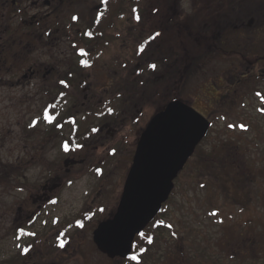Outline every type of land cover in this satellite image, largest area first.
Returning a JSON list of instances; mask_svg holds the SVG:
<instances>
[{"label": "rangeland", "instance_id": "obj_1", "mask_svg": "<svg viewBox=\"0 0 264 264\" xmlns=\"http://www.w3.org/2000/svg\"><path fill=\"white\" fill-rule=\"evenodd\" d=\"M99 1L86 0L78 14L89 15ZM130 1L132 38L127 39V47H119V36L129 34L119 25L113 57L123 58L149 32L162 31V20V47L172 54L173 45L180 60L173 65L172 57L165 58L166 68L158 64L148 76L168 74L179 85L180 97L200 114L209 113L212 122L180 174L165 212L156 216L151 231L156 241L145 264H264V115L256 112L262 98L255 96L252 73L257 44L254 24H248L256 9L264 15V0H237L233 7L223 8L218 6L225 0ZM31 4L28 0L26 5ZM173 21L179 23L174 30ZM104 61L101 58L100 63ZM141 62L132 56V67ZM8 78L12 77L4 75L0 81V264H114L96 249L92 232L116 210L124 166H115L116 156L110 159L99 153L95 161L110 164L106 176L103 172L98 179L74 171L68 175L72 181L51 194V201L32 203L54 170L63 172L67 155L61 141L69 132L43 117L51 114L45 111L52 97L51 83L24 82L17 87L6 83ZM238 79L244 84L228 85ZM231 89L234 95L226 98L225 91ZM258 90L264 95V88ZM85 154L82 151L76 158ZM226 159L233 164L230 168L221 165ZM21 205L26 212L18 219ZM31 212L35 216L28 221ZM26 244L32 248H24Z\"/></svg>", "mask_w": 264, "mask_h": 264}, {"label": "flooded vegetation", "instance_id": "obj_2", "mask_svg": "<svg viewBox=\"0 0 264 264\" xmlns=\"http://www.w3.org/2000/svg\"><path fill=\"white\" fill-rule=\"evenodd\" d=\"M85 1L32 0V4L28 6L26 5L28 0H0V81L6 75L12 78L5 82L17 87L24 82H34L35 85L51 83L52 97L45 111L59 114L60 117L52 121L58 129L69 132L68 138L61 141L62 147L68 143V150H63L67 155L62 163L63 172L60 169L54 170V175L44 181L40 188L41 194H37L32 203L37 200L39 203L51 201V194L72 181L69 176L74 171V175L80 172L90 173L98 179L103 172L106 176L110 164L95 161L97 154L104 152L107 158L113 159L116 156L115 166H124L125 174L121 179L123 189L137 144L150 119L175 101L196 110L180 97L179 85L168 77V74H165L167 77L148 76V72L156 68L150 65L160 64L166 68L165 62L169 57H172L173 65H178L180 60L178 52L174 54L173 45L172 54L169 49L165 52L162 47L164 43L162 20L161 28L159 27L162 31L149 32L133 51H127L123 58L121 56L114 58L116 29L119 25H123V32L126 28L129 34L125 37L119 36L118 46L127 47V39L132 38L131 1L123 2L124 7L121 11L124 13L118 18L115 16V6L121 4L122 0H100L87 16L78 14ZM22 2L25 5H22ZM257 5L255 2L254 6ZM258 10H255L254 17L248 24L251 22L254 24L253 43L257 44L252 73L255 96L262 98V104L260 103L256 112L264 115V95L258 90L264 88L261 86V83L264 84V15L258 14ZM56 13H59V16ZM125 14H129L130 17L125 19ZM5 20L13 24L8 25ZM54 20L58 22L54 23ZM133 20L135 21V18ZM178 24L173 21L172 29L174 30ZM156 32L160 35L151 39ZM219 44H222L221 41ZM163 54L166 57L163 58ZM157 55L160 60H153ZM132 56L142 62L132 67ZM101 58L106 59L102 64ZM97 73L104 75L105 78H99ZM243 84L244 81L238 79L228 85L235 87ZM169 88L171 92H168ZM225 93L226 98L232 97L235 89L226 90ZM203 116L208 119L211 127L209 113ZM82 151H86V154L77 159ZM74 152L78 154H73ZM120 152H123L122 158H119ZM193 155L194 153L174 179L168 200L180 174L192 160ZM120 159L125 160L123 164L119 163ZM0 177L1 179L3 177L2 167ZM23 206L17 208L18 219L26 212V207ZM36 209L39 211L41 205ZM34 216L35 213L31 212L26 218L31 221Z\"/></svg>", "mask_w": 264, "mask_h": 264}, {"label": "water", "instance_id": "obj_3", "mask_svg": "<svg viewBox=\"0 0 264 264\" xmlns=\"http://www.w3.org/2000/svg\"><path fill=\"white\" fill-rule=\"evenodd\" d=\"M210 122L175 101L154 115L142 132L115 212L92 232L96 249L109 259L130 256L134 239L155 219L173 181L206 136Z\"/></svg>", "mask_w": 264, "mask_h": 264}, {"label": "trees", "instance_id": "obj_4", "mask_svg": "<svg viewBox=\"0 0 264 264\" xmlns=\"http://www.w3.org/2000/svg\"><path fill=\"white\" fill-rule=\"evenodd\" d=\"M124 1L125 0H122V3L121 4L115 6V8H116V12H115L116 18H118L122 14V12L120 11V9H122L124 7V4H123ZM135 1H137V0H135ZM218 1H220V0H218ZM236 2H237V0H225L223 3L221 2L219 4V6L218 5L217 6L219 8H223L224 5L225 6H228V7H233L234 5H236L235 4ZM247 5H249V1H247ZM56 14H58L57 16H59V13H56ZM57 22L58 21L54 20V23H57ZM5 23H9V22L7 20H5ZM12 24H13V22L9 23L8 25H12ZM231 32H233V34H234L235 31L233 29H231ZM236 32L238 33V31H236ZM229 34H231V33H229ZM243 54H245V55H251V54H246V52H244ZM49 115L51 117H53V119H56V118H59L60 117L59 114H49ZM46 116H47L46 114L43 115V117L46 119V121H49L46 118ZM221 165L222 166L229 167V166H232L233 164H232V162L230 160L226 159V160H224V161L221 162ZM164 207L159 211L158 216H159V214H162V212H165V208ZM157 217L144 229L143 232H141V233H144L145 235L141 236L139 234V235H137L135 237L130 256L127 257V258H125V259H123V260H121L119 258H116V259L112 260L114 264H117V263L118 264L119 263L121 264V263H125V262H133L134 264H140V263L145 264V263H147V256H148L147 253L149 251V248L154 243V241H156V238L154 237L155 231L153 233L151 231H153L152 230V227L155 226V225H157ZM156 232H157L156 233L157 235H159V236L161 235L160 232L158 231V229L156 230ZM149 237L152 238L151 239V242H149V239H148ZM30 244H32V243H30ZM24 248H29L30 249L32 247L30 245L26 244L24 246ZM141 249H143V251H141ZM132 255H136L137 256V260H131L130 257ZM21 259H22V261H26L25 258H21Z\"/></svg>", "mask_w": 264, "mask_h": 264}, {"label": "snow or ice", "instance_id": "obj_5", "mask_svg": "<svg viewBox=\"0 0 264 264\" xmlns=\"http://www.w3.org/2000/svg\"><path fill=\"white\" fill-rule=\"evenodd\" d=\"M73 19H76V17H73ZM137 19H139V16H137ZM160 35V33L159 32H156L152 37H151V39H155V37H158ZM141 50H143V45H141ZM150 67H153V68H155L156 66L153 64V65H150ZM109 111H111V109H109ZM46 118L49 120V122H51L52 121V119H53V117H51V116H46ZM231 126V125H230ZM240 127H244V125H240ZM64 148H65V150L67 151L68 150V143L66 142L65 144H64ZM99 171V170H98ZM217 213H213V215H216ZM140 235L141 236H143V235H145L144 233H140ZM149 239V242H151V237H149L148 238ZM63 246V245H62ZM24 251H27V249H24ZM141 251H143V249H141ZM130 259L131 260H137V256L136 255H132L131 257H130Z\"/></svg>", "mask_w": 264, "mask_h": 264}]
</instances>
